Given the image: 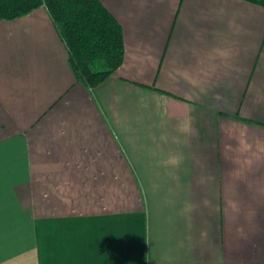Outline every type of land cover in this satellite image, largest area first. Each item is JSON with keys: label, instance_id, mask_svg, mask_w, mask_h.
<instances>
[{"label": "crops", "instance_id": "1", "mask_svg": "<svg viewBox=\"0 0 264 264\" xmlns=\"http://www.w3.org/2000/svg\"><path fill=\"white\" fill-rule=\"evenodd\" d=\"M102 2L95 87L46 6L0 19V264H264V5Z\"/></svg>", "mask_w": 264, "mask_h": 264}, {"label": "trees", "instance_id": "2", "mask_svg": "<svg viewBox=\"0 0 264 264\" xmlns=\"http://www.w3.org/2000/svg\"><path fill=\"white\" fill-rule=\"evenodd\" d=\"M264 5V0H248ZM46 6L69 51L77 80L101 84L124 61L123 26L102 0H0V19Z\"/></svg>", "mask_w": 264, "mask_h": 264}, {"label": "clouds", "instance_id": "3", "mask_svg": "<svg viewBox=\"0 0 264 264\" xmlns=\"http://www.w3.org/2000/svg\"><path fill=\"white\" fill-rule=\"evenodd\" d=\"M179 158L176 156H170L167 160L162 161L164 166L168 165H178L179 164Z\"/></svg>", "mask_w": 264, "mask_h": 264}, {"label": "snow or ice", "instance_id": "4", "mask_svg": "<svg viewBox=\"0 0 264 264\" xmlns=\"http://www.w3.org/2000/svg\"><path fill=\"white\" fill-rule=\"evenodd\" d=\"M3 243H4L3 231L2 228H0V249H2Z\"/></svg>", "mask_w": 264, "mask_h": 264}]
</instances>
